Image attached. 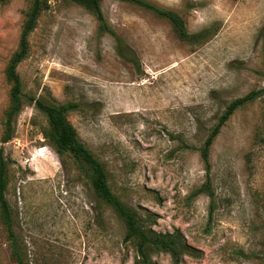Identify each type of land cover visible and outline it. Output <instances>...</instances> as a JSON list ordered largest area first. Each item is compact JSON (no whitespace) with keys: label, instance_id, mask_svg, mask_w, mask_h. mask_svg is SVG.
Returning a JSON list of instances; mask_svg holds the SVG:
<instances>
[{"label":"rangeland","instance_id":"rangeland-1","mask_svg":"<svg viewBox=\"0 0 264 264\" xmlns=\"http://www.w3.org/2000/svg\"><path fill=\"white\" fill-rule=\"evenodd\" d=\"M44 1L17 69L25 105L8 143L6 69L33 0L0 5V149L10 161L6 198L25 263L135 264L137 257L79 163L45 138L36 98L79 105L68 121L104 164L115 194L142 216L155 214L154 231L178 229L198 251L181 264H264V0H146L178 13L189 33L216 25L200 45L180 40L151 11L104 0V16L137 67L85 8ZM252 91L261 97L230 118L211 149L213 199L195 197L206 180L200 149L226 107ZM152 261L172 264L161 252ZM0 264H16L1 217Z\"/></svg>","mask_w":264,"mask_h":264},{"label":"trees","instance_id":"trees-1","mask_svg":"<svg viewBox=\"0 0 264 264\" xmlns=\"http://www.w3.org/2000/svg\"><path fill=\"white\" fill-rule=\"evenodd\" d=\"M11 0H0L3 5ZM92 13L98 21L99 31L113 38L118 55L126 62L138 66V59L128 45L111 28L102 10L104 0H69ZM137 5L151 11L155 15L169 22L177 37L194 45L210 41L218 32L215 25L199 33H189L185 20L176 12L158 7L146 0H120ZM45 10L44 0H33L32 6L26 13L21 32L19 47L12 55L6 69V80L11 85L10 103L5 114L4 135L2 142L8 143L15 136L16 121L23 110V85L17 71L19 65L28 57L30 51L29 37L37 26V21ZM262 95L261 91H252L247 95L232 101L225 109L218 123L211 129L208 138L200 149L201 159L205 170V183L198 189L194 196L205 195L214 197L212 187L211 149L215 140L226 126L230 118L240 109L254 103ZM36 108L45 116L48 123L47 130L43 133L45 138L60 155H71L80 165L81 169L89 176L93 190L98 200L107 205L116 216L124 223L126 235L124 242L133 244L137 253L135 264H156L152 261L154 252L169 255L172 264H181L185 257L194 256L198 251L192 247L186 237L178 229L173 232L158 233L154 231L156 215L147 213L145 216L127 206L113 191L108 172L104 164L86 147L78 137L77 130L68 121L69 113L79 109L75 103L55 104L44 99H32ZM187 146V145H185ZM10 161L6 159L3 148L0 149V217L8 235L11 250V259L16 264H26L23 246L20 244L14 231V220L10 204L6 198L8 187V167Z\"/></svg>","mask_w":264,"mask_h":264}]
</instances>
